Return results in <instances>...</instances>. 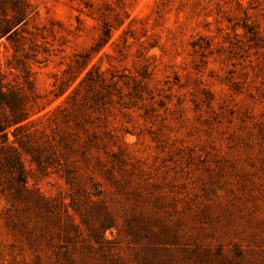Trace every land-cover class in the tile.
<instances>
[{
	"label": "rangeland",
	"instance_id": "rangeland-1",
	"mask_svg": "<svg viewBox=\"0 0 264 264\" xmlns=\"http://www.w3.org/2000/svg\"><path fill=\"white\" fill-rule=\"evenodd\" d=\"M24 1L0 35V156L24 152L51 209L0 169V264H264V0Z\"/></svg>",
	"mask_w": 264,
	"mask_h": 264
},
{
	"label": "trees",
	"instance_id": "trees-1",
	"mask_svg": "<svg viewBox=\"0 0 264 264\" xmlns=\"http://www.w3.org/2000/svg\"><path fill=\"white\" fill-rule=\"evenodd\" d=\"M13 6V11H15V15H13L12 19L2 21L0 23V35H5L13 31L15 26L23 21V17L25 15V7L26 2L24 0H11ZM7 105L11 108L13 113L17 112V108L21 107V103L16 102L15 100H9L6 102ZM19 115L16 114L15 122H20ZM3 127L0 124V130ZM26 138H30L26 136ZM31 139V138H30ZM25 150V153L30 155L31 161L36 163L39 168L45 170L48 166L47 164H52V156L51 151L49 152L50 146L52 145L48 143H41L39 140L36 139V145L31 144L29 140L24 139H16ZM24 152L21 151L19 147L10 146L6 151L3 152L2 156H0V164L1 168L5 170V173L9 174L6 189L10 192V196H12L17 201H24L29 206L33 207L34 209H51V203L48 198L44 197L41 191L38 188H32L28 182V175L27 170L24 165L22 155ZM71 173L67 172V181L68 183L71 182ZM2 180V179H1ZM76 199H72V202L67 206L73 207L79 215H81L80 206L77 204ZM70 214V213H69ZM73 214H70L72 216ZM84 221V220H83ZM104 228L112 227L113 224L111 222V217L106 215L104 221L102 223ZM72 229L76 233H79L80 226L77 223H72Z\"/></svg>",
	"mask_w": 264,
	"mask_h": 264
}]
</instances>
